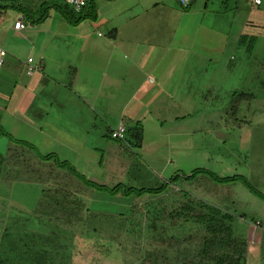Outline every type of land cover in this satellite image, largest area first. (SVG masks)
<instances>
[{
	"label": "rangeland",
	"instance_id": "1",
	"mask_svg": "<svg viewBox=\"0 0 264 264\" xmlns=\"http://www.w3.org/2000/svg\"><path fill=\"white\" fill-rule=\"evenodd\" d=\"M125 1L94 0L88 11L92 8L95 16L75 23L70 19L74 21L78 15L64 7V0H7L10 6L4 11L5 24L22 17L31 25L46 22L60 29L57 43L66 58L74 51L73 41L80 40L77 32L86 34L89 41L101 33L103 37L97 39L107 41L110 31L124 21L126 12L120 10ZM158 2L139 19L149 20L146 23L154 35L160 26L164 28L166 46L170 42L172 47L189 50V62L180 67L188 68L187 114L194 119L186 125L196 123V131L170 137V144L162 139L160 148L157 144L161 164H169L164 173L154 163L153 168L141 164L137 172L121 174L119 150L108 153L106 145L95 140L100 148L97 153L104 158L73 156L81 161L78 167L71 163L82 177L79 179L69 169L53 167L52 160L47 161L49 164L40 162L49 147L35 146L36 151H27L33 160L28 167L38 178L21 174L16 163L22 160L16 158L10 168L2 167L0 236L15 220L18 230L59 236L65 248L62 254L70 264H140L142 237L150 234L148 226L153 218L148 213L161 212L192 196L232 215L235 233L249 244L247 264H264V4L257 7L252 0H195L182 7L178 0ZM46 12L47 18L37 22ZM247 94L253 98L246 99ZM8 132V126L0 127V152L4 155L14 143ZM111 138L117 140L112 133ZM130 151L137 153L139 148ZM134 161L142 163L140 157ZM195 169L220 178L240 179L218 181L203 172L183 178ZM174 176L178 177L169 183ZM85 180L100 189L87 186ZM119 184L120 188L112 191ZM165 184L160 193L152 191ZM130 187L132 192L127 190Z\"/></svg>",
	"mask_w": 264,
	"mask_h": 264
},
{
	"label": "crops",
	"instance_id": "2",
	"mask_svg": "<svg viewBox=\"0 0 264 264\" xmlns=\"http://www.w3.org/2000/svg\"><path fill=\"white\" fill-rule=\"evenodd\" d=\"M158 3L126 0L120 10L126 12L124 21L110 31L107 41L97 39L103 37L101 33L89 41L86 34L77 32L80 40L73 41L74 51L66 58L57 43L60 29L46 22L31 25L22 17L5 24L2 12L0 50L6 55L0 67V127L8 126L13 140L49 147L46 153L68 158L77 167L81 161L73 156L104 158L97 153L96 140L106 145L108 153L119 150L121 174L137 172L141 164L153 168L154 163L161 173L166 172L169 164H161L156 152L161 140L170 144V137L192 135L196 123L186 125L193 119L187 114L185 96L189 72L187 65L180 67L189 62V50L172 47L170 42L166 46L164 28L160 26L154 35L146 23L149 20L139 19L142 12ZM17 21L26 29H15ZM29 58L41 61L42 71L28 75ZM194 63L198 61L194 59ZM137 125L143 127V142L134 153L128 131ZM120 126L126 129L124 138L112 139L111 133ZM22 128H26L23 134ZM15 146L13 143L7 151ZM135 157L142 163L131 162ZM98 165L101 168L102 161Z\"/></svg>",
	"mask_w": 264,
	"mask_h": 264
},
{
	"label": "trees",
	"instance_id": "3",
	"mask_svg": "<svg viewBox=\"0 0 264 264\" xmlns=\"http://www.w3.org/2000/svg\"><path fill=\"white\" fill-rule=\"evenodd\" d=\"M93 4L94 0H89L87 7L78 14L69 9L65 2L64 7L78 15L74 21L70 19L71 22L77 23L86 20L89 15L95 16V13L92 12ZM9 6L7 0H0V16ZM88 6L92 7L91 12L88 11ZM47 16V12L42 13L37 22L45 20ZM242 38L244 40L245 36L243 35ZM245 98L251 100L253 94H247ZM128 132L133 138L134 146L141 147L143 142L142 125L134 126ZM13 142L16 146L10 148L5 155L0 152V173L3 166L10 168L14 165L12 159L16 158L22 160L21 163H16L20 164V168L18 167L20 173L28 175L27 177L31 179L35 174L31 173L32 167H28L31 166L30 163L33 160L28 156L27 151H36L37 148L29 142L17 139H14ZM40 159L43 164H49L47 161L52 160L54 161L53 167L59 168V170L69 169V173L79 179L82 178L68 161L60 160L54 153L40 156ZM53 167H51V173ZM201 172L208 173L218 181L240 179L235 176L220 178L203 169H195L190 176L184 175L183 178L189 179ZM34 177L38 178L39 176L35 175ZM177 177H172L169 183H172ZM244 182L247 183L245 180ZM85 183L87 186L100 189L90 181L85 180ZM247 185L249 186L248 183ZM118 186L120 188L119 184L112 191H116ZM165 186L167 184L152 191L160 193ZM127 190L132 192L134 188L130 187ZM142 190L151 192L149 189ZM260 196L262 197V195ZM148 215H152L153 218L148 226L150 234L142 237L144 252L140 264H247L249 252L247 240L235 233L232 224L233 216L216 207L209 206L190 196L184 201L177 202L173 207H165L161 212L155 211L154 214L148 213ZM18 226L17 221L14 220L2 231L0 264H70L68 258L62 254L65 248L59 236L18 230Z\"/></svg>",
	"mask_w": 264,
	"mask_h": 264
},
{
	"label": "built area",
	"instance_id": "4",
	"mask_svg": "<svg viewBox=\"0 0 264 264\" xmlns=\"http://www.w3.org/2000/svg\"><path fill=\"white\" fill-rule=\"evenodd\" d=\"M195 0H178L182 7L190 6ZM253 3L260 7L264 4V0H252ZM65 4H67L75 13H81L88 5L89 0H64ZM26 25L22 21H17L15 23V29L17 30H25ZM6 52L4 50H0V67L3 64V58L5 57ZM27 74L33 75L36 72L42 71L43 64L42 62H36L33 58H29L27 60ZM125 136V128L123 126L118 127L116 131L113 132L112 137L116 139H123Z\"/></svg>",
	"mask_w": 264,
	"mask_h": 264
}]
</instances>
